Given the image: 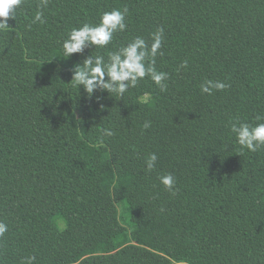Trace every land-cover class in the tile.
Returning a JSON list of instances; mask_svg holds the SVG:
<instances>
[{
    "label": "trees",
    "instance_id": "obj_1",
    "mask_svg": "<svg viewBox=\"0 0 264 264\" xmlns=\"http://www.w3.org/2000/svg\"><path fill=\"white\" fill-rule=\"evenodd\" d=\"M114 9L124 31L63 55L71 29ZM7 23L0 264H264V146L242 150L230 131L264 123V0H23ZM158 29L166 91L150 76L122 97L73 86L85 57L107 61L137 36L150 45ZM207 80L227 87L202 93Z\"/></svg>",
    "mask_w": 264,
    "mask_h": 264
},
{
    "label": "clouds",
    "instance_id": "obj_2",
    "mask_svg": "<svg viewBox=\"0 0 264 264\" xmlns=\"http://www.w3.org/2000/svg\"><path fill=\"white\" fill-rule=\"evenodd\" d=\"M22 3L23 0H0V31L9 28L8 19H15L16 10ZM47 4L48 0H40L41 8L46 7ZM125 12L126 10L114 9L103 13L95 26L83 24L79 28L71 29L62 43L63 55L68 58L74 53H80L87 44L98 48L107 46L113 40L114 33L126 29ZM37 21L44 22L43 13L40 11L36 12L32 22ZM163 36V29H158L152 34L150 45L143 37L137 36L126 46L110 52L107 61L101 55L85 57L73 70L71 77L73 86L82 88L89 98L97 89L122 97L129 88H135L139 80L150 76L162 92L166 91L167 85L164 81L168 75L165 72H158L155 68ZM181 66L186 67L187 62H183ZM226 87L227 85L221 81L207 80L200 85V90L202 93L211 95L213 90L222 91ZM101 108H103L102 105ZM256 119L260 120L262 117L258 116ZM143 127L145 129L150 127V122L146 121ZM230 131L235 134L236 142L242 150L256 152L264 146V123L253 126L248 123L233 122L230 125ZM102 132L106 136L114 134L109 129H102ZM156 161L157 155L150 154L146 160L147 170L151 171ZM160 183L168 191L175 193V179L171 174L161 176ZM7 231L8 226L0 222V237ZM35 259V256H29L24 264H33Z\"/></svg>",
    "mask_w": 264,
    "mask_h": 264
},
{
    "label": "rangeland",
    "instance_id": "obj_3",
    "mask_svg": "<svg viewBox=\"0 0 264 264\" xmlns=\"http://www.w3.org/2000/svg\"><path fill=\"white\" fill-rule=\"evenodd\" d=\"M254 187L259 192V194H263L264 193V181H261V180L256 181L254 183Z\"/></svg>",
    "mask_w": 264,
    "mask_h": 264
}]
</instances>
